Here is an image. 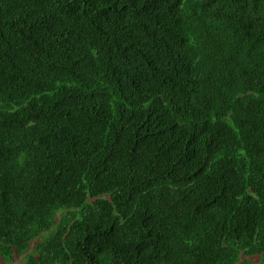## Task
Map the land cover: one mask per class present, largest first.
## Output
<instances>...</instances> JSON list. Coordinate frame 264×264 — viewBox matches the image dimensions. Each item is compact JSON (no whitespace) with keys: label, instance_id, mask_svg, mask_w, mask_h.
<instances>
[{"label":"trees","instance_id":"16d2710c","mask_svg":"<svg viewBox=\"0 0 264 264\" xmlns=\"http://www.w3.org/2000/svg\"><path fill=\"white\" fill-rule=\"evenodd\" d=\"M21 256L264 264V0H0V259Z\"/></svg>","mask_w":264,"mask_h":264},{"label":"rangeland","instance_id":"374dc122","mask_svg":"<svg viewBox=\"0 0 264 264\" xmlns=\"http://www.w3.org/2000/svg\"><path fill=\"white\" fill-rule=\"evenodd\" d=\"M1 264H26L25 257L21 256L18 260L13 261V262H8L0 259Z\"/></svg>","mask_w":264,"mask_h":264}]
</instances>
